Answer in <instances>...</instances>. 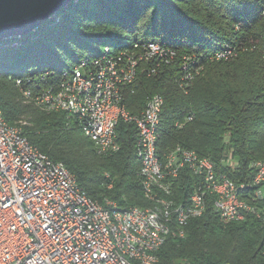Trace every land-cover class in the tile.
<instances>
[{"label":"trees","instance_id":"obj_1","mask_svg":"<svg viewBox=\"0 0 264 264\" xmlns=\"http://www.w3.org/2000/svg\"><path fill=\"white\" fill-rule=\"evenodd\" d=\"M139 40L164 42L176 53L170 61H138L133 82L123 89L131 113L140 112L152 95L162 97L159 158L177 146L194 150L237 187L243 184L238 197L252 207L242 218L225 220L214 207L216 195L208 193L203 213L190 219L185 235L166 237L159 262L264 264V181L253 183L258 169L253 164L264 162V0H71L37 29L0 41L5 120L63 162L93 199L111 198L122 207L150 205L133 123L119 120L118 150L101 154L77 117L47 111L31 97L58 84L62 71L81 59L96 57L105 47L132 48ZM225 49L231 53L216 58ZM185 72L193 75L187 85ZM201 180L183 169L172 197L187 202Z\"/></svg>","mask_w":264,"mask_h":264},{"label":"built area","instance_id":"obj_2","mask_svg":"<svg viewBox=\"0 0 264 264\" xmlns=\"http://www.w3.org/2000/svg\"><path fill=\"white\" fill-rule=\"evenodd\" d=\"M230 53L221 50L216 58ZM175 55L156 40L134 41L132 48L115 51L105 47L98 56L62 71L55 86L30 95L47 111L77 117L101 154L118 150L119 120L133 123L142 189L151 201L147 206L93 199L63 162L31 144L21 126L8 123L0 110V264H161L160 246L168 235H185L190 219L203 213L208 193L216 195L214 207L225 220L242 218L244 209H252L238 197L243 184L237 187L225 173L215 171L207 157L177 146L159 158L160 95L149 97L140 112L126 109L123 89L133 82L138 61H170ZM192 77L185 72L182 81L187 85ZM253 165L258 168L253 183L264 181V162ZM183 169L202 179L187 202L172 197Z\"/></svg>","mask_w":264,"mask_h":264},{"label":"water","instance_id":"obj_3","mask_svg":"<svg viewBox=\"0 0 264 264\" xmlns=\"http://www.w3.org/2000/svg\"><path fill=\"white\" fill-rule=\"evenodd\" d=\"M71 0H0V41L21 37L68 5Z\"/></svg>","mask_w":264,"mask_h":264},{"label":"rangeland","instance_id":"obj_4","mask_svg":"<svg viewBox=\"0 0 264 264\" xmlns=\"http://www.w3.org/2000/svg\"><path fill=\"white\" fill-rule=\"evenodd\" d=\"M97 47L96 48H98V50H101L102 49V45H96ZM222 59V58H221ZM31 101V100H30ZM21 123H24V119H22L21 120Z\"/></svg>","mask_w":264,"mask_h":264}]
</instances>
